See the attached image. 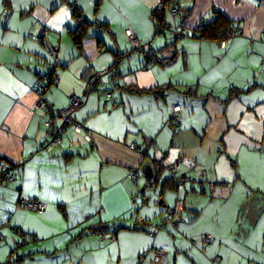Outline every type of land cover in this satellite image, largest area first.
I'll use <instances>...</instances> for the list:
<instances>
[{"label": "crops", "instance_id": "0c3cea01", "mask_svg": "<svg viewBox=\"0 0 264 264\" xmlns=\"http://www.w3.org/2000/svg\"><path fill=\"white\" fill-rule=\"evenodd\" d=\"M161 2L0 0V167L14 175L0 184L1 262L264 264V0H179L180 38L157 33ZM218 10L241 31L198 36ZM129 28L143 51L131 49ZM154 52L165 61L149 59ZM110 66L107 87L86 96L87 78ZM50 73L44 100L53 109L86 96L51 144L52 113L35 93ZM147 162L160 172L151 196L147 179L131 176ZM176 162L188 177L181 186L168 168ZM20 199L47 209L17 207ZM174 208L178 228L161 226ZM155 247L167 250L161 263Z\"/></svg>", "mask_w": 264, "mask_h": 264}, {"label": "built area", "instance_id": "2783aa9c", "mask_svg": "<svg viewBox=\"0 0 264 264\" xmlns=\"http://www.w3.org/2000/svg\"><path fill=\"white\" fill-rule=\"evenodd\" d=\"M171 2H172V5L169 7V13H171L172 15H176L179 12V6H180L179 0H171ZM155 19L156 18L154 17V20ZM209 21L210 19H207L205 23ZM159 29H161L160 25L158 26V30ZM240 31H241V27L237 26L229 33L228 38L236 35ZM183 34H186L185 29L175 30L176 38H180ZM125 35L131 45V49L142 51L144 47V43L132 29L130 28L127 29L125 31ZM51 56L55 60H58L59 58L58 53L54 50L51 51ZM263 63H264V60H263ZM107 73H108V69H105L97 73H94L87 78L86 94H85L86 96H88V94L94 90H100L99 87L106 86L104 78ZM49 83H50V80H46V79L40 80L36 86L35 93L38 96L39 108L46 107L52 113L51 118H50V124H49L50 134L52 137L51 142L61 143L63 140L62 132L64 128L68 124H71L73 122L75 123V119L73 115L79 109V107L83 104L84 98L86 96L72 94L70 105L67 108L62 109V110H55L51 106L47 105L44 100V94L49 87ZM112 90L114 89L113 88L111 89L103 88L102 93L110 97L112 96ZM181 116H182L181 105L180 104L174 105L173 111H172V118L178 120L180 119ZM81 127L82 125H80L79 123H76L75 128L78 131L81 130ZM168 168L174 174L172 180L175 183V185L177 184V186L178 185L181 186L187 181L188 177L185 175H182L183 167L181 166L179 162L169 165ZM133 173H134V177L140 181L139 171L133 172ZM0 175L7 180L13 179V174L9 170H7L4 166L0 167ZM139 181H137L136 183H138ZM21 204L25 209L38 213V214H43L47 209V204L45 202H42L40 200H35V199H23ZM177 212L181 214V211L178 209L169 210L163 217L161 226H166L170 224V225H174L175 228H178V225L183 220V218L182 216H176ZM169 213H174V215L170 216L168 215ZM2 236L3 235L0 232V238H2ZM202 237H203L202 240L204 244L206 245L213 244L215 241V238L211 235H203ZM150 252L153 255V260L157 263H161L164 260L165 256L167 255V250L164 247H155L151 249ZM0 264H6V263L0 261Z\"/></svg>", "mask_w": 264, "mask_h": 264}, {"label": "trees", "instance_id": "16d2710c", "mask_svg": "<svg viewBox=\"0 0 264 264\" xmlns=\"http://www.w3.org/2000/svg\"><path fill=\"white\" fill-rule=\"evenodd\" d=\"M180 3V2H179ZM172 5L171 0H162L161 4H159L153 11V17H155V26L157 28V33L160 35L162 34H167V35H171L179 26H177V23L175 22V18L177 17V15L180 14V7L179 6V12L176 15H172L171 13H169V7ZM74 12H77L76 10ZM207 19H210L209 22L205 23ZM161 26V29L158 30V26ZM182 25V23L180 24ZM234 29L233 27V22L226 16L224 15V13L218 11H215L214 14L209 15L207 18H205L203 21H201V23L199 24L198 28L196 29V31L198 32V36L205 38V39H211V40H217V41H221V40H225V38H228L229 33ZM184 35H188V31L186 30V34ZM145 45V44H144ZM144 50V47L142 49V51ZM154 57L149 58V59H153L155 60H159L161 61H165L163 60L161 57L158 56L157 52H154L153 54ZM51 59L53 60V64H57V62L59 60H55L53 57H51ZM164 63V62H163ZM115 65V64H114ZM114 73V69L112 66H110V68H108V73L107 74H111ZM56 79V76L53 73H50V77L47 78L46 80H51V79ZM107 87V86H106ZM107 89H111L110 87ZM136 92H146V90H133ZM149 91V90H148ZM147 91V92H148ZM181 105V104H180ZM173 108V107H172ZM182 111H183V107L181 105ZM173 111V109H172ZM183 117H184V113L182 112V116L180 117V119L176 120L174 118H172L171 115V125L173 126V128L180 129L183 123ZM50 128V127H49ZM67 128V127H65ZM49 132V137H48V142L51 144V134H50V130ZM233 164L236 166V162L233 161ZM11 172V171H10ZM12 173V172H11ZM160 172H157V174H159ZM13 174V173H12ZM173 176V175H172ZM173 179V178H172ZM14 180V175H13V179L12 180H7L5 178H3L0 175V184H4V183H10ZM171 180V179H170ZM158 181V179H157ZM157 181L155 184L151 185L148 183L147 187L148 188H152L155 187L157 184ZM167 182H164V184H166ZM174 183V182H173ZM175 185V183H174ZM147 187L144 189V191L147 190ZM174 189V187H173ZM23 199H20L19 203L17 204V207H23L21 202ZM38 200V199H35ZM43 202V201H42ZM24 208V207H23ZM151 235H153V232H151ZM3 237V236H2Z\"/></svg>", "mask_w": 264, "mask_h": 264}, {"label": "water", "instance_id": "95a60500", "mask_svg": "<svg viewBox=\"0 0 264 264\" xmlns=\"http://www.w3.org/2000/svg\"><path fill=\"white\" fill-rule=\"evenodd\" d=\"M143 174L145 175L149 184L153 185L157 181V173L153 162H147L142 167Z\"/></svg>", "mask_w": 264, "mask_h": 264}, {"label": "rangeland", "instance_id": "374dc122", "mask_svg": "<svg viewBox=\"0 0 264 264\" xmlns=\"http://www.w3.org/2000/svg\"><path fill=\"white\" fill-rule=\"evenodd\" d=\"M264 60V59H263ZM264 64V63H263ZM132 179H133V181L134 182H137V181H139V180H137L135 177H134V173H132ZM140 179H141V181H144V180H146V178H145V175L143 174V172H141L140 171ZM156 187H152V188H149V189H147V191H146V195H148V196H151L152 194H153V190L155 189ZM143 193V192H142ZM174 209H177V208H174ZM178 210H180L181 211V214H182V209L181 208H179ZM180 213H176V216H182ZM168 215H170V216H173L174 215V213H169ZM202 239H203V237H202Z\"/></svg>", "mask_w": 264, "mask_h": 264}]
</instances>
